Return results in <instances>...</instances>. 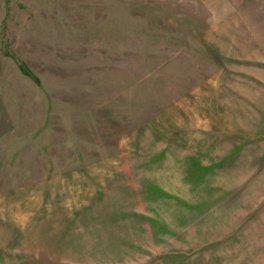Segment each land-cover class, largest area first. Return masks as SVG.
<instances>
[{
  "label": "rangeland",
  "instance_id": "1",
  "mask_svg": "<svg viewBox=\"0 0 264 264\" xmlns=\"http://www.w3.org/2000/svg\"><path fill=\"white\" fill-rule=\"evenodd\" d=\"M0 264H264V0H0Z\"/></svg>",
  "mask_w": 264,
  "mask_h": 264
}]
</instances>
